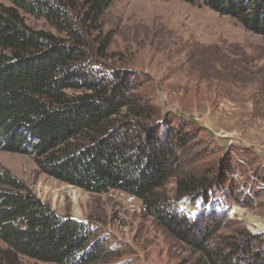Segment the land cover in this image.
<instances>
[{
  "label": "trees",
  "instance_id": "1",
  "mask_svg": "<svg viewBox=\"0 0 264 264\" xmlns=\"http://www.w3.org/2000/svg\"><path fill=\"white\" fill-rule=\"evenodd\" d=\"M113 1L0 0V148L30 155L39 172L84 191L134 196L146 214L198 253V264H264V231L242 229L215 239L229 221L226 210L187 216L177 208L186 196L207 205L224 188L226 202L246 204L247 195L238 198L226 188L234 189L228 176L243 168L240 160L233 167L230 156L189 168L193 130L134 91L131 70L106 63L111 33L102 19ZM176 1L205 6L264 35V0ZM26 16L44 20L54 32L30 26ZM171 179L173 195L166 188ZM0 241V264L22 257L125 264L107 235L57 214L1 167Z\"/></svg>",
  "mask_w": 264,
  "mask_h": 264
},
{
  "label": "rangeland",
  "instance_id": "2",
  "mask_svg": "<svg viewBox=\"0 0 264 264\" xmlns=\"http://www.w3.org/2000/svg\"><path fill=\"white\" fill-rule=\"evenodd\" d=\"M26 22L54 32L42 19L26 16ZM102 22L104 32L111 33L106 63L131 70L134 91L193 130L187 166L203 169L228 156L233 167L241 162L243 171L227 179L234 189L226 188L238 198L247 195L246 204L230 197L226 202L224 188L207 205L198 197L181 198L179 211L194 216L210 207L226 210L229 221L215 239L242 229L263 232L264 35L205 6L176 0H114ZM0 167L57 214L87 221L107 235L125 264H198V253L146 214L134 196L118 190L91 193L62 183L39 172L30 155L3 148ZM166 188L173 195L174 179ZM16 264L54 263L22 257Z\"/></svg>",
  "mask_w": 264,
  "mask_h": 264
},
{
  "label": "water",
  "instance_id": "3",
  "mask_svg": "<svg viewBox=\"0 0 264 264\" xmlns=\"http://www.w3.org/2000/svg\"><path fill=\"white\" fill-rule=\"evenodd\" d=\"M261 232V231H260Z\"/></svg>",
  "mask_w": 264,
  "mask_h": 264
}]
</instances>
